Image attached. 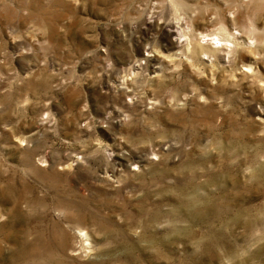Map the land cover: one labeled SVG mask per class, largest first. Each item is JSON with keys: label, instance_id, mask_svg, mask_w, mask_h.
<instances>
[{"label": "rangeland", "instance_id": "obj_1", "mask_svg": "<svg viewBox=\"0 0 264 264\" xmlns=\"http://www.w3.org/2000/svg\"><path fill=\"white\" fill-rule=\"evenodd\" d=\"M0 264H264V0H0Z\"/></svg>", "mask_w": 264, "mask_h": 264}, {"label": "bare ground", "instance_id": "obj_2", "mask_svg": "<svg viewBox=\"0 0 264 264\" xmlns=\"http://www.w3.org/2000/svg\"><path fill=\"white\" fill-rule=\"evenodd\" d=\"M206 37L208 36V34L207 35H205ZM217 40H219L220 38H216ZM210 44L212 45V47H213V44L214 43H212V42H210Z\"/></svg>", "mask_w": 264, "mask_h": 264}]
</instances>
